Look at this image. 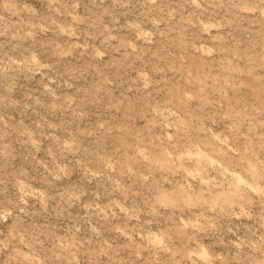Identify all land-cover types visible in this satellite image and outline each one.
I'll list each match as a JSON object with an SVG mask.
<instances>
[{
    "label": "rangeland",
    "instance_id": "rangeland-1",
    "mask_svg": "<svg viewBox=\"0 0 264 264\" xmlns=\"http://www.w3.org/2000/svg\"><path fill=\"white\" fill-rule=\"evenodd\" d=\"M0 264H264V0H0Z\"/></svg>",
    "mask_w": 264,
    "mask_h": 264
}]
</instances>
